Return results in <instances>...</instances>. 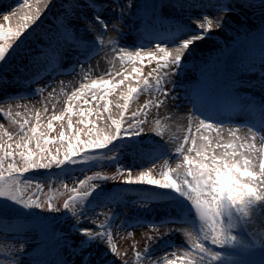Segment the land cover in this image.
<instances>
[{
  "label": "rangeland",
  "instance_id": "obj_1",
  "mask_svg": "<svg viewBox=\"0 0 264 264\" xmlns=\"http://www.w3.org/2000/svg\"><path fill=\"white\" fill-rule=\"evenodd\" d=\"M33 2L29 0L31 6ZM79 2L83 3V0ZM94 2L98 8H85L82 12L85 19L93 24H96L94 17L97 14L103 19L102 10L116 8L114 0ZM127 2L119 0V5L126 6ZM132 2L134 6L123 17L119 32L110 27V33L102 29L97 36L87 35L84 32L88 27L86 23L79 26L78 22H73L77 27L73 29V40L65 45L66 54L54 58H46L45 54L49 51L50 41L58 39L73 0H49L48 6L41 8L39 20L31 24L16 42L19 46L14 44L15 50H9L8 61L0 64V123L7 131L18 136L19 125L25 119L30 122L26 129L34 125L37 112H41V124L46 125L53 111L59 114L68 103L67 97L71 92L84 83L100 78L119 80L118 72L129 75L133 65L127 60L121 61L116 48L146 52L157 44L170 49L177 47L190 29H195L192 18L201 12L219 15L224 18V23L222 28L209 33L206 39L190 46L175 77L164 85L171 93L166 103L140 112L139 118L144 123L139 125L142 131L138 136L117 140L107 149L87 150V155L96 156V160L84 159L81 154L77 157L78 163L66 164L61 168L33 169L26 173L21 178L29 182L27 186L21 185L24 188L23 198L28 200L31 197L44 202L41 209H23L0 198V264H12L14 259L20 264H122L125 259L128 264H149V261L159 264L165 258L187 259L185 253L191 251L200 227L191 202L170 190L147 185H125L122 180L127 178V170L133 171V177L140 170H151L154 177L159 179L160 173L168 170L170 161L178 157L182 159L184 153L177 154L176 148L183 143L185 136L195 134L199 118L220 125V129L249 132L260 144L264 141V0H248L247 4H242L240 0H212L217 8L209 5L189 12L172 8L174 0ZM204 2L207 3V0ZM21 3L23 0H0V24L5 28L17 27L16 21L10 19L6 22L3 15L19 8ZM220 6H225L228 14L218 13ZM77 12L80 10L76 9L73 15ZM125 19L134 23L135 32L129 31ZM101 36L102 40L99 39ZM89 40L106 45L105 49L107 47L110 52L109 59L94 62L99 58L100 50L97 51L96 47L86 50ZM82 43L85 47L81 46ZM89 61L94 62L93 66L97 63L100 65L96 66L95 74L85 76L75 86L59 92L61 94L44 93L51 87L49 84H53V77L58 74L69 76L73 69L82 68ZM137 66L142 72L141 84L147 78L149 88L130 102L129 110L125 113L127 120H131L132 112L139 111L149 99L157 96L165 99L155 88V75L148 76L156 67L155 61L145 59ZM129 83L136 86V78L133 76L109 96L112 102L109 113L114 119L119 118V111L122 110L117 109L115 104L123 103L120 94L127 90ZM215 97L217 102L214 104L222 111L217 117L212 115L209 108ZM20 103L28 104V110L22 112L17 109L16 105ZM73 103L82 106V101ZM45 108L47 112L43 111ZM95 110L102 111V108ZM16 111H20L21 115L16 116ZM109 113H105L97 125L102 131L105 130L102 124L106 125L108 131L113 130L108 128L105 120ZM247 117L257 127L247 123L244 120ZM92 119L95 121L96 117ZM185 121H188L187 127ZM237 121L244 125L237 124ZM73 122L76 126L77 116L73 117ZM124 127H127V123ZM54 129L53 135H58L59 122L54 123ZM184 147L187 148V144ZM52 150L55 151L54 146ZM103 155H114L116 160L103 159ZM117 166L122 173L117 171ZM97 173L110 179L88 180L89 176L95 177ZM81 180L87 181L84 189L90 192V185L99 184L100 187L83 202L77 200L70 204L69 209H64L65 201L84 191L78 189L76 194L70 192ZM37 183L41 185L39 189ZM48 202L59 207L60 211L49 212ZM73 208L83 213L81 220L84 223L79 227L94 229L103 224L105 227L101 231L105 234L111 231L112 244L120 254L119 258L106 248V235L104 244L94 241L82 251L79 249L84 238L74 230L76 221L72 216ZM261 209V203L254 204L249 210V217L233 212V228L230 231L237 238L234 244L215 248L205 242L221 257L211 264H264V243L260 242L264 240V215L261 216ZM89 220L96 223L89 224ZM186 232L193 233V238L190 239ZM161 233L164 235L149 242V237ZM21 243L25 248L24 253L18 252ZM146 246L147 253L144 252ZM136 252L142 253L141 258H137ZM82 256L88 258L82 260Z\"/></svg>",
  "mask_w": 264,
  "mask_h": 264
},
{
  "label": "snow or ice",
  "instance_id": "obj_2",
  "mask_svg": "<svg viewBox=\"0 0 264 264\" xmlns=\"http://www.w3.org/2000/svg\"><path fill=\"white\" fill-rule=\"evenodd\" d=\"M39 2L40 0H38ZM240 2L247 4L248 0H240ZM48 3L49 0H42L41 6L47 7ZM114 3L116 8L113 11L117 12V20L111 27L114 31L119 32V24L126 12L132 9L134 5L132 0H128L126 6L119 5V0H114ZM209 5L217 8L212 0H207V3L204 0H174L171 7L181 12H189ZM85 8L96 9L98 6L94 0H83V3H80L79 0H73V3L69 5L65 16L66 23H62L58 39L50 41L49 51L45 54L46 58L66 54L65 45L73 40V29L77 27L73 22H78L79 26L86 23L88 25L87 31L94 32L96 30V25L92 21L86 20L82 15ZM25 9L27 11H23ZM76 9H79L80 12L73 15ZM21 11H23L22 22L17 27L5 28L4 25L0 24V64H5L8 61L9 50H15L13 45L20 40L30 25L35 24L40 18L41 8H33L29 0H23L19 8H14L9 14H4L3 20L9 21L11 18L17 17ZM218 13L228 14V9L225 6H220ZM94 20L104 30L109 28V23L103 20L100 15L97 14ZM223 23V17L201 12L192 18V25L195 26V29L191 28L189 34L183 37L177 47L170 49L157 44L146 52L119 48V59L121 61L127 60L133 65L130 74L125 75L123 72H118L117 75L121 77L119 80L100 78L82 84L79 89L72 91L67 97L68 103L59 114L53 111L50 118L47 119L46 125L40 122L41 112L36 113L34 125H30L26 129L25 126L30 123L28 119L19 125L20 134L18 136L7 131L4 125L0 123V198L23 209H41L44 202L31 197L28 200L23 198L24 188L21 185L27 186L29 182L21 178L26 173L33 169H51L53 166L61 168L66 164L78 163L77 157L81 154H83L84 159L96 160V156L87 155V150L107 149L117 140L138 136L142 131L139 125L144 123L139 118L140 112L146 111L151 106L160 107L166 103L171 93L164 85L172 77H175L183 58L191 48L190 46L197 41L206 39L207 35L214 29L222 28ZM99 39L102 40L103 37L101 36ZM18 46L19 44H16V47ZM145 59L149 62L155 61L156 67L148 76L155 75V88L162 93L165 99L161 100L159 96L155 99H149L139 111L132 112L131 120H127L125 113L129 110L130 102L143 90L149 88V79H144L141 84L142 72L141 68L137 66ZM133 76L136 78V86L129 83L127 90L120 94V100L123 103L117 102L115 107L122 110L119 111V118L114 119L109 113L112 105L109 96L116 89H121V86L126 81H130ZM74 101H82V106L79 103L74 105ZM90 105L91 107H89ZM16 107L20 108L21 106L17 104ZM98 108H102V111L95 110ZM43 111L47 112L48 109L45 108ZM105 113H109L105 120L108 128L113 129L112 131L107 129L102 131L97 126ZM15 115L20 116V111H16ZM74 116L78 117L76 126L73 122ZM93 116L96 117L95 121L92 119ZM56 122H59V132L58 135H53L55 132L54 123ZM125 123H127V127H124ZM220 127V125L208 122L205 118H199L196 132L216 130V137L210 139L208 135L203 134L199 137L195 135L185 136L183 143L176 148L177 154L187 153L182 155V163L176 164L175 168L161 172L159 179L154 177L152 171H141L133 177V171L128 169L127 178L122 180L125 185H147L157 189L170 190L191 202L200 221L199 233L194 238L191 251L185 253L187 259L178 257L175 260H169L167 264H206V262L211 264V262L219 260L220 255L212 251L205 242L210 243L215 248H224L234 244L237 238L230 231L233 228V212L241 214L243 217H249V210L254 204L264 203V141L261 142L260 148L256 151L257 159L254 160L253 154L248 152L249 149L255 147L254 143L246 142L239 145L232 142L225 143L219 134ZM84 136L88 138L82 139ZM252 139H255L254 135ZM189 140L191 144L185 148L184 145L188 144ZM198 140L201 143H198ZM53 146L55 147L54 152ZM242 149L243 151H241ZM102 158L116 160L114 155H103ZM117 171L122 173L119 166H117ZM173 172H177V175L174 176ZM93 179L107 180L110 178L97 173L95 177H88V180ZM86 183L85 180L79 181L78 186L71 188L70 192L78 193V189H84ZM36 187L39 189L41 185L37 183ZM90 187L92 192H95L100 185L95 184L90 185ZM92 192L84 189L78 196H71L69 200L63 203V208L69 209L70 204L76 203L77 200L83 202L85 198L92 195ZM47 210L59 212L60 208L48 202ZM82 214V212H77L75 208L72 209V216L76 221L74 230L84 238L78 246L79 249L82 251L94 241L104 244L106 235V248L119 258L120 254L116 252L115 245L112 244L111 231L107 234L101 231L100 229L105 227L103 224L97 225L94 229L79 227L84 223L81 220ZM87 222L89 224L96 223L95 220ZM185 234L190 239L193 238V233L186 232ZM162 235L164 234L149 237V242L157 240ZM260 242L264 243V240ZM69 247L72 246L69 245ZM24 251V245L21 243L18 252L24 253ZM147 251L146 246L144 252L147 253ZM124 255L126 256L127 253ZM136 256L139 259L142 253L136 252ZM87 258V256H82V260ZM12 264H20V262L14 259ZM122 264H128V261L125 259Z\"/></svg>",
  "mask_w": 264,
  "mask_h": 264
},
{
  "label": "bare ground",
  "instance_id": "obj_3",
  "mask_svg": "<svg viewBox=\"0 0 264 264\" xmlns=\"http://www.w3.org/2000/svg\"><path fill=\"white\" fill-rule=\"evenodd\" d=\"M32 4H33L32 5L33 8H35V7L42 8V6H41L42 0H40L39 3H38V0H34V2ZM47 6H48V4H47ZM113 9H114L113 7H107V9L102 10L103 11V15H102L103 19L106 20L109 23V28L107 29V33L111 32V28H110L111 27V23H113V21H115V19H117V14H116L115 11H113ZM23 11H27V10H23ZM23 11L19 12L17 14V17L11 18V20L16 21L15 23L17 25L22 22L21 21V16H23ZM125 20H126V23L128 25V28L130 29L129 31L130 32H135L134 23L132 21H128L127 19H125ZM95 25H96V30L94 32L87 31V28H85L84 32L87 35L90 34V35H96L97 36L99 33L102 32L103 28L99 24H95ZM91 41L90 40L88 41L89 47L86 46V48H87L86 50L89 51L90 48L93 49L94 47L97 48V51L100 50V53L98 55L99 58L97 60H95L94 62L98 61L99 63H101L103 61L108 60L109 57H110V55H109L110 52H109L107 47L105 49L106 45L105 46L104 45L101 46V44L97 40L96 41L95 40H91ZM81 46H84L83 43H82ZM122 48L126 49L124 47H122ZM115 51L118 53V49L117 48H116ZM94 62L89 61L85 65H82V68L73 69L71 75H69V76H62L60 74L56 75L55 77L52 78L53 84L51 85V83H50L49 85L51 87L47 88L44 93L45 94L48 93V95L49 94L52 95V94L56 93L55 95H57L59 92H62L63 90L78 84V82L80 80L84 79L85 76H88L89 74H95L97 72L96 71V66L100 67V65H98V63H97V65L93 66ZM50 91H52V92H50ZM59 94H61V93H59ZM45 100L48 101V99H45ZM19 105L21 107L17 108V109H19L22 112L27 111L28 108H29V105L26 104V103H20ZM184 124H185V127H187L188 126V121H185ZM102 128L106 129V125L102 124ZM194 133H195L194 135L197 136V137H199L202 134L203 135H208L210 139L217 136V131H211V132L201 131L200 133H197L195 131ZM219 134H220V137L223 139V141L227 142V143L228 142H232V143H236L237 145H239L241 143H246V142L254 143L255 147L252 148V149H249L248 152L253 154V159L254 160L257 159V157L255 156V153L260 148L261 144L259 142H256L255 139L253 140L252 139L253 136H251L249 134V132L240 131L238 129H236V130L220 129L219 130ZM198 143H201V141L198 140ZM190 144H191V141H189V143L187 144V147L190 146ZM241 151H243V149ZM184 154H187V153H184ZM178 163H182V159L179 158V157H178L177 160L170 161L169 164L167 165V169L169 170V168H175L176 164H178ZM141 171L142 170H140L139 172H141ZM173 175L174 176L177 175V172H173ZM261 206H262V209H261V216H262V215H264V203H261ZM169 260H171V259L165 258L159 264H167V262ZM152 262L153 261H149L148 263L151 264Z\"/></svg>",
  "mask_w": 264,
  "mask_h": 264
}]
</instances>
